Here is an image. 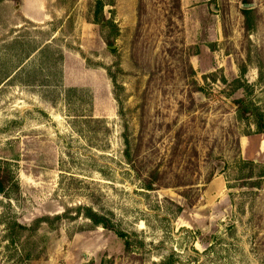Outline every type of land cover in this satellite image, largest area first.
Masks as SVG:
<instances>
[{
	"label": "rangeland",
	"instance_id": "1",
	"mask_svg": "<svg viewBox=\"0 0 264 264\" xmlns=\"http://www.w3.org/2000/svg\"><path fill=\"white\" fill-rule=\"evenodd\" d=\"M46 2L0 0V264H264V0Z\"/></svg>",
	"mask_w": 264,
	"mask_h": 264
},
{
	"label": "crops",
	"instance_id": "2",
	"mask_svg": "<svg viewBox=\"0 0 264 264\" xmlns=\"http://www.w3.org/2000/svg\"><path fill=\"white\" fill-rule=\"evenodd\" d=\"M9 2L10 0H5V3ZM16 6L17 11L22 13L24 18L31 21H39L41 19L40 13H47L46 0H20V3ZM44 15L46 17V14Z\"/></svg>",
	"mask_w": 264,
	"mask_h": 264
},
{
	"label": "trees",
	"instance_id": "3",
	"mask_svg": "<svg viewBox=\"0 0 264 264\" xmlns=\"http://www.w3.org/2000/svg\"><path fill=\"white\" fill-rule=\"evenodd\" d=\"M107 44L110 46L113 45V43L109 40L107 41ZM4 188H5V179L0 170V192H2ZM77 210L78 213H81L83 216L90 219L94 224L102 225L106 228L109 227L108 220L105 217L101 216L99 213H97V211H94L92 207L82 206L79 207Z\"/></svg>",
	"mask_w": 264,
	"mask_h": 264
}]
</instances>
